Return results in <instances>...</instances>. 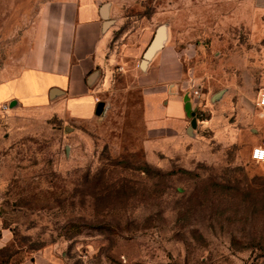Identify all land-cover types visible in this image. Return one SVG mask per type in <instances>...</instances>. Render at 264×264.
Here are the masks:
<instances>
[{
    "label": "rangeland",
    "instance_id": "obj_1",
    "mask_svg": "<svg viewBox=\"0 0 264 264\" xmlns=\"http://www.w3.org/2000/svg\"><path fill=\"white\" fill-rule=\"evenodd\" d=\"M131 3L117 36L170 25L183 79L206 96L196 129L182 149L146 151L134 64L115 76L103 117L0 114V232L10 235L0 264H264V160L252 158L264 149V37L253 4Z\"/></svg>",
    "mask_w": 264,
    "mask_h": 264
},
{
    "label": "crops",
    "instance_id": "obj_2",
    "mask_svg": "<svg viewBox=\"0 0 264 264\" xmlns=\"http://www.w3.org/2000/svg\"><path fill=\"white\" fill-rule=\"evenodd\" d=\"M250 1L262 39L264 0ZM131 2L0 0V114L41 111L79 122L103 117L115 76L134 64L140 71L136 89L144 148L151 153L182 149L185 135L195 130L188 133L192 118L184 97L190 98L192 89L183 79L185 53L172 42L170 25L164 24L163 46L142 70L143 55L158 26L117 36ZM205 97L201 92L200 102ZM9 242V232L2 230L0 248Z\"/></svg>",
    "mask_w": 264,
    "mask_h": 264
},
{
    "label": "water",
    "instance_id": "obj_3",
    "mask_svg": "<svg viewBox=\"0 0 264 264\" xmlns=\"http://www.w3.org/2000/svg\"><path fill=\"white\" fill-rule=\"evenodd\" d=\"M166 38V27L165 25H159L155 31L154 37L150 43V45L148 46V48L146 49L144 55H143V59L141 61V69L144 70L146 63L153 57V55L161 49V47L163 46V42L165 41ZM92 79V77H91ZM223 91H220L218 93H216L213 98L211 99V102H215L221 99L222 95H223ZM184 102H185V108L186 111L188 113V116H190L192 118L191 123H190V127L188 129V133L190 134L191 131L193 129H196L197 127V120L195 117V114L193 112V108H192V104L190 101V98L188 96L184 97Z\"/></svg>",
    "mask_w": 264,
    "mask_h": 264
},
{
    "label": "built area",
    "instance_id": "obj_4",
    "mask_svg": "<svg viewBox=\"0 0 264 264\" xmlns=\"http://www.w3.org/2000/svg\"><path fill=\"white\" fill-rule=\"evenodd\" d=\"M191 104L193 108V112L195 114L196 111L202 112L203 108L201 107V102H200V96H201V91L200 87H192L191 88ZM258 106L264 109V93H261L258 99ZM8 109L7 105H3L1 107L2 111H6ZM197 113V112H196ZM202 113H199L201 116ZM197 118V117H196ZM252 158L256 161H263L264 160V149L261 148H255L252 153Z\"/></svg>",
    "mask_w": 264,
    "mask_h": 264
}]
</instances>
